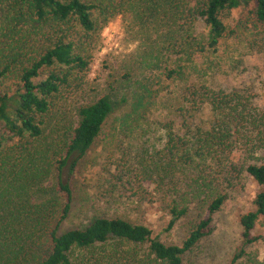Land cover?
Listing matches in <instances>:
<instances>
[{"label":"trees","instance_id":"obj_1","mask_svg":"<svg viewBox=\"0 0 264 264\" xmlns=\"http://www.w3.org/2000/svg\"><path fill=\"white\" fill-rule=\"evenodd\" d=\"M237 8L249 9L257 22H264V0H193L192 4L186 0H0V37L5 39L0 40V132L24 143L7 152L0 135V264H117V248L104 251L113 242V246H145L147 258L138 259L137 264H181L183 256L211 233L212 217L222 209L226 190L233 185L229 177L233 171L246 174L258 187L253 209L241 215L239 223L243 247L259 240L252 231L264 217V164L227 165L224 161L228 160L226 144L246 124L256 139H264V112H237V94L204 86L187 89L186 100L205 98L203 103L216 114L214 124L206 131L197 130L192 141L174 133L172 123L166 126L165 154L194 173L184 188L167 189V195L171 192L167 230L188 217L192 208L198 211L180 245H165L148 227L121 218L99 217L83 229L57 234L71 208L70 182L78 164L112 113L109 96L77 109L78 122L71 136L57 145L60 152L54 162L46 151L26 147L43 138L45 117L55 108L61 89L70 86L73 73L81 74L88 67L91 35L109 21L127 12L141 25L167 21L168 33L154 42H162L168 56L190 59L194 52L216 51L225 33L221 14ZM197 21L207 29L203 44L192 37ZM176 26L177 30L171 29ZM161 51L158 54L164 55ZM182 75V69L166 72L172 80ZM5 82L9 85L3 86ZM52 174L62 198L59 209L56 199L37 202L33 196ZM122 174L114 176L116 183L130 180ZM173 183L175 187L177 182ZM242 255L240 251L233 261Z\"/></svg>","mask_w":264,"mask_h":264},{"label":"rangeland","instance_id":"obj_2","mask_svg":"<svg viewBox=\"0 0 264 264\" xmlns=\"http://www.w3.org/2000/svg\"><path fill=\"white\" fill-rule=\"evenodd\" d=\"M186 2L192 4L193 0ZM221 20L225 33L216 51L194 52L190 59L178 54L168 56L164 44L154 42L159 43L157 37L169 31V23L164 25V20L153 26L141 25L127 12L91 35L88 67L81 74L73 73L70 86L61 89L55 108L45 117L43 138L26 146L46 151L50 162H54L60 152L57 145L71 136L78 122L77 109L103 96L112 101V113L70 182L71 208L57 234L83 229L99 217L121 218L148 227L152 236L165 245L182 243L198 211L192 208L188 217L167 230L170 216L166 207L171 195H167V189L184 188L194 173L165 154L166 126L172 123L174 133L192 141L197 130H208L216 119L209 105L203 103L204 97L197 102L186 100L187 89L204 86L215 92L237 94V112H264V22H257L247 8L223 12ZM206 32L202 21L195 22L192 37L196 42L205 43ZM1 39L5 42L4 37ZM159 50L164 55L158 54ZM178 69L183 72L180 79L166 77L168 70ZM245 127L239 130L241 135L226 144L225 164H264V139H256L250 127ZM0 135L7 152L24 146L5 131ZM119 172L130 180L116 183L114 176ZM229 177L233 185L226 190L222 209L212 217L211 233L183 256L181 264H264V217L252 231L259 240L244 247L239 223L240 216L253 209L258 187L242 172L233 171ZM173 181L177 182L175 187ZM56 183L52 174L40 183L34 199H56L59 209L62 198ZM113 244L106 245L104 251L116 247L117 264H129L130 260L137 264L138 259L147 258L145 246ZM240 251L243 255L233 261Z\"/></svg>","mask_w":264,"mask_h":264}]
</instances>
